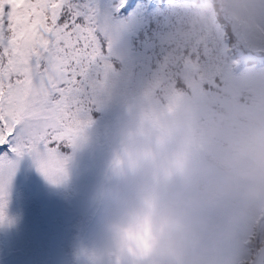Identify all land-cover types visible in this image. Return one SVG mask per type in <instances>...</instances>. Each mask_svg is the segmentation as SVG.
I'll return each mask as SVG.
<instances>
[{"label":"rangeland","instance_id":"374dc122","mask_svg":"<svg viewBox=\"0 0 264 264\" xmlns=\"http://www.w3.org/2000/svg\"><path fill=\"white\" fill-rule=\"evenodd\" d=\"M219 1L223 15L222 3L241 13L234 0ZM243 2L264 29V0ZM262 85L264 74H251L250 95L239 103L235 94L232 107L184 90L163 103L136 96L108 107L87 129L60 185L48 183L30 158L22 160L11 194L25 186L40 201L35 241L49 243L55 264H87L94 253L103 264H242V258L248 264L254 252L242 239L253 226L264 230ZM199 121L208 131L197 143ZM64 188L73 190L69 208L59 195ZM58 215L65 223L77 220L75 262L63 247L70 229ZM126 229L139 231L142 243L123 245Z\"/></svg>","mask_w":264,"mask_h":264},{"label":"snow or ice","instance_id":"6c2138e0","mask_svg":"<svg viewBox=\"0 0 264 264\" xmlns=\"http://www.w3.org/2000/svg\"><path fill=\"white\" fill-rule=\"evenodd\" d=\"M193 2L0 0V227L14 223L7 207L20 162L63 183L118 75L155 78L205 103L232 107L235 94L243 103L251 74H264V35L218 19L173 55L171 29ZM255 255L264 262V251ZM90 264H103L99 253Z\"/></svg>","mask_w":264,"mask_h":264},{"label":"trees","instance_id":"16d2710c","mask_svg":"<svg viewBox=\"0 0 264 264\" xmlns=\"http://www.w3.org/2000/svg\"><path fill=\"white\" fill-rule=\"evenodd\" d=\"M234 1L235 7L241 11L239 15L235 9L222 3L225 11V15H223L220 10L219 5L221 4H219V0H194L193 6L175 22L171 29L170 36L174 42L172 54L175 55L178 49L191 45L206 36L208 33L205 29L210 25H214L218 19L229 24L225 18L227 16L229 18L233 17L235 23L239 22V24L245 25L246 30L253 32L255 36L257 35V39L264 35V29L261 28L243 0ZM228 12L232 16L228 15ZM182 90L173 88L170 85H161L155 78L136 80L129 74H120L102 90L99 103L106 109L136 96L143 99L154 98L163 103L166 102L171 94ZM243 94L250 95V92L245 89ZM101 115L102 112L96 114V119L101 117ZM207 126L203 121H199L196 129L197 143L201 142V139L206 136ZM59 195L65 208H69L68 198L73 195V190L69 188L61 189ZM40 212L41 203L30 189L25 186H18L14 189L10 195L7 207V215L14 223L11 226L0 227V264L9 259L21 258L26 259L24 264H55L50 255L49 243L46 240L37 243L34 239V220ZM57 219L61 225L70 229L63 247L69 259L75 262L77 251L75 237L77 236V231L74 229V225L77 224V220L73 219L69 223H65L59 215ZM263 239L264 230L260 231L258 227L253 226L251 232L244 236L242 241L247 245L248 250L252 251L253 249L255 253ZM242 259L247 261L248 258ZM86 263L90 264V257H88ZM244 263L246 264V262Z\"/></svg>","mask_w":264,"mask_h":264},{"label":"clouds","instance_id":"9594fccd","mask_svg":"<svg viewBox=\"0 0 264 264\" xmlns=\"http://www.w3.org/2000/svg\"><path fill=\"white\" fill-rule=\"evenodd\" d=\"M143 238L139 231H132L131 229H126L121 237V243L125 246L128 245H139L142 243Z\"/></svg>","mask_w":264,"mask_h":264},{"label":"water","instance_id":"95a60500","mask_svg":"<svg viewBox=\"0 0 264 264\" xmlns=\"http://www.w3.org/2000/svg\"><path fill=\"white\" fill-rule=\"evenodd\" d=\"M259 251H264V239L262 241V243L260 244V246L257 248L256 252ZM254 253V255L252 256V258L248 261V264H263L264 262H262L258 256H256Z\"/></svg>","mask_w":264,"mask_h":264},{"label":"flooded vegetation","instance_id":"af4514ba","mask_svg":"<svg viewBox=\"0 0 264 264\" xmlns=\"http://www.w3.org/2000/svg\"><path fill=\"white\" fill-rule=\"evenodd\" d=\"M241 260V263L243 264L244 262H246L247 263V261H244L243 259H240Z\"/></svg>","mask_w":264,"mask_h":264}]
</instances>
